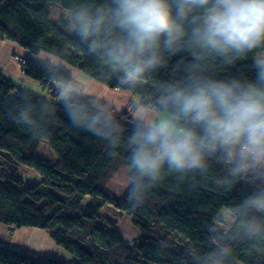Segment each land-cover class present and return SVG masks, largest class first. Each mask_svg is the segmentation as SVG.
<instances>
[{"label": "clouds", "instance_id": "clouds-1", "mask_svg": "<svg viewBox=\"0 0 264 264\" xmlns=\"http://www.w3.org/2000/svg\"><path fill=\"white\" fill-rule=\"evenodd\" d=\"M46 22L57 44L34 46V59L54 99L22 91L10 119L38 139L58 105L71 128L123 152L132 209L169 180L242 186L173 264H264V0H53ZM249 54L253 78L228 74Z\"/></svg>", "mask_w": 264, "mask_h": 264}, {"label": "trees", "instance_id": "trees-1", "mask_svg": "<svg viewBox=\"0 0 264 264\" xmlns=\"http://www.w3.org/2000/svg\"><path fill=\"white\" fill-rule=\"evenodd\" d=\"M49 5L53 0H0V39L13 41L27 52L17 56L22 75L39 83L52 100V82L34 59L38 55L34 46L43 49L57 44L51 39L55 26L46 22ZM81 59L73 57L77 63ZM251 65L249 54L232 65L228 74L251 79L255 74ZM22 91L29 93L0 72V223L46 230L70 257H40L0 242V264H173L177 246L200 235L211 210L243 190L238 186L218 193L206 186L193 191L173 188L169 180L154 190L142 208H130L121 193L108 199L107 181L124 164V153L110 152L103 142L71 128L58 105L48 134L33 138L9 117ZM125 115L120 113V118ZM43 139L55 160L36 154ZM21 169L35 171L38 180L25 182ZM108 202L136 229L129 243L118 230L117 220L100 212ZM166 238L173 241L172 251L158 247Z\"/></svg>", "mask_w": 264, "mask_h": 264}, {"label": "crops", "instance_id": "crops-1", "mask_svg": "<svg viewBox=\"0 0 264 264\" xmlns=\"http://www.w3.org/2000/svg\"><path fill=\"white\" fill-rule=\"evenodd\" d=\"M26 54L27 52L15 42L0 39V72L12 79L21 88L38 93L41 85L23 76L14 58L15 55L24 56ZM0 242L13 249H27L40 257L59 256L61 253L60 248L52 241L49 233L42 229L11 228L0 223Z\"/></svg>", "mask_w": 264, "mask_h": 264}, {"label": "rangeland", "instance_id": "rangeland-1", "mask_svg": "<svg viewBox=\"0 0 264 264\" xmlns=\"http://www.w3.org/2000/svg\"><path fill=\"white\" fill-rule=\"evenodd\" d=\"M51 8L52 5H49L48 7V16H50L51 13ZM15 60L17 61V64L19 65L18 61L19 58L17 57V55L14 56ZM20 68V66H19ZM21 72V70H20ZM22 73V72H21ZM39 95L40 96H44L47 97L48 93L46 89H43L42 87L39 89ZM36 154L43 156L45 158L51 159V160H55L56 159V155L54 154V152L52 151V149L50 148V146L48 145L47 141L45 139L41 140L39 147L36 150ZM123 165H120L119 168L117 169V171L109 178V180L107 181L106 184V189L104 191L106 197L109 199L111 197L112 194H120L121 190L118 187L119 184V174L122 171ZM20 174L22 175L23 179L25 182H36L38 180V173H36L33 170H27V169H21L20 170ZM101 213L109 215L113 218H115L117 220V228L120 231V233L122 234L123 238L125 241L127 240H131L133 239L136 235H137V231L134 228V226L132 225L130 219L125 216V215H120L118 213V211H116L111 205L110 202L106 203L100 210ZM60 251L61 253H59V256L65 257V258H69L70 254L62 249L61 247Z\"/></svg>", "mask_w": 264, "mask_h": 264}, {"label": "built area", "instance_id": "built-area-1", "mask_svg": "<svg viewBox=\"0 0 264 264\" xmlns=\"http://www.w3.org/2000/svg\"><path fill=\"white\" fill-rule=\"evenodd\" d=\"M19 61H21V59H19ZM130 240H127L126 242L129 243Z\"/></svg>", "mask_w": 264, "mask_h": 264}]
</instances>
